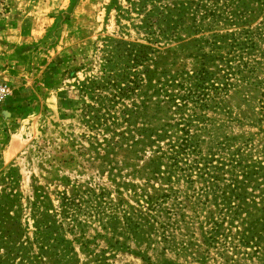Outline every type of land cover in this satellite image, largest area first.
<instances>
[{
    "label": "rangeland",
    "instance_id": "1",
    "mask_svg": "<svg viewBox=\"0 0 264 264\" xmlns=\"http://www.w3.org/2000/svg\"><path fill=\"white\" fill-rule=\"evenodd\" d=\"M1 82L0 264H264V0H0Z\"/></svg>",
    "mask_w": 264,
    "mask_h": 264
},
{
    "label": "built area",
    "instance_id": "2",
    "mask_svg": "<svg viewBox=\"0 0 264 264\" xmlns=\"http://www.w3.org/2000/svg\"><path fill=\"white\" fill-rule=\"evenodd\" d=\"M9 90L5 83H0V102L7 96Z\"/></svg>",
    "mask_w": 264,
    "mask_h": 264
},
{
    "label": "crops",
    "instance_id": "3",
    "mask_svg": "<svg viewBox=\"0 0 264 264\" xmlns=\"http://www.w3.org/2000/svg\"><path fill=\"white\" fill-rule=\"evenodd\" d=\"M32 34V27L30 28L29 32H25V33H22V34H19V36L17 37H20L21 39H26L28 38L30 35Z\"/></svg>",
    "mask_w": 264,
    "mask_h": 264
}]
</instances>
